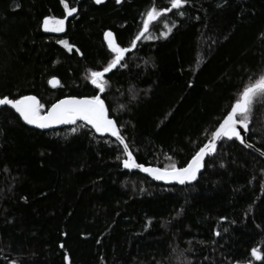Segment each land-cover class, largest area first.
I'll return each mask as SVG.
<instances>
[{
    "label": "trees",
    "instance_id": "trees-1",
    "mask_svg": "<svg viewBox=\"0 0 264 264\" xmlns=\"http://www.w3.org/2000/svg\"><path fill=\"white\" fill-rule=\"evenodd\" d=\"M65 2L72 17L60 0H0V98L34 95L46 112L101 95L144 166H187L264 75V0H187L171 11L170 0ZM152 8L162 13L145 34L154 38L137 41L99 93L89 77L113 58L104 34L131 48ZM46 17L65 19L64 31L45 32ZM82 125L40 132L0 109V264H264L251 256H264L259 154L221 140L195 184L169 187L124 170L122 147ZM247 143L264 154V102Z\"/></svg>",
    "mask_w": 264,
    "mask_h": 264
},
{
    "label": "snow or ice",
    "instance_id": "snow-or-ice-1",
    "mask_svg": "<svg viewBox=\"0 0 264 264\" xmlns=\"http://www.w3.org/2000/svg\"><path fill=\"white\" fill-rule=\"evenodd\" d=\"M60 2L63 4L66 17H72L77 12L76 7L70 6L65 0H60ZM94 2L99 5L104 0H94ZM116 3L120 4L121 0H116ZM185 3H187V0H170L171 7L166 11H171L172 9L179 10ZM161 14L156 8H152L146 13L147 18L143 22V29L131 41V48L121 47L116 44L110 31L104 34L113 58L101 71H92L89 77L91 84L99 93L103 94L108 87V80L105 79L107 73L112 72L118 66L126 67V64H122V62L125 60L126 53L136 48L137 41H140L142 37L147 39L154 38L151 36L146 37L145 34L149 31L150 22L156 20ZM179 15L183 16L184 13L181 11ZM64 25L65 19L46 17L43 20L42 26L45 32H62L64 31ZM168 32H171V28L168 29ZM168 32L163 33V35L166 37ZM59 42L71 51V46L67 41L61 40ZM48 82L53 86L59 83L55 79ZM260 102H264V75H260L254 82L249 83L243 88L238 99L231 106V110L212 132L210 141L199 148L187 163V166L177 167L176 164L172 163L168 167L161 169L145 167L143 164L136 162V159L129 150L128 144L125 143L121 136L116 121L110 118L109 108L101 95H93L90 98L81 99L76 97L61 99L53 103L46 112L44 111V105L34 95H25L18 99H10L7 96L0 98V105L10 106L26 124L34 125L39 129H47L54 125H75L77 121H81L84 127L91 126L97 133L109 134L123 145V152L126 158L122 163L125 169H138L152 176L155 180L175 181L181 185L196 180L197 174L204 167L205 157L215 154L218 141L227 139L229 141H239L241 144L245 143L241 130L244 132L248 131L253 107L256 103ZM75 131L76 129L73 128V132ZM223 166L221 164V167ZM216 235H219V233L217 232ZM251 256L257 261L264 259V256L261 255L260 250L257 248L251 250Z\"/></svg>",
    "mask_w": 264,
    "mask_h": 264
},
{
    "label": "water",
    "instance_id": "water-1",
    "mask_svg": "<svg viewBox=\"0 0 264 264\" xmlns=\"http://www.w3.org/2000/svg\"><path fill=\"white\" fill-rule=\"evenodd\" d=\"M114 39V38H113ZM105 41H106V43L108 44V42H107V40L105 39ZM114 42H115V40H114ZM52 79H55V80H57L58 81V79L57 78H52ZM52 79H50V80H52ZM59 82V81H58ZM48 85H49V87L50 88H52V89H54V88H56V87H58V85H59V83H57L55 86H53V85H51V84H49V82H48ZM65 98H69V97H65ZM65 98H62V99H65ZM76 98H78V99H81V98H79V97H76ZM82 98H87V97H82ZM38 99V98H37ZM39 100V99H38ZM61 100V99H60ZM59 101V100H58ZM57 101V102H58ZM56 103V102H55ZM51 107V106H50ZM49 107V108H50ZM3 108H8L9 110H11L20 120H21V122L26 126V127H28V128H30V129H33V130H36V131H40V132H50V131H53V130H59V129H62V128H64V127H66L67 125H54V126H52V127H50V128H47V129H39V128H36L34 125H28V124H26L23 120H22V118H20L19 117V114L18 113H16L15 112V110L14 109H12V108H10V106H3V105H0V109H3ZM48 110V109H47ZM110 116V115H109ZM111 118V117H110ZM112 119V118H111ZM78 122H81V121H78ZM82 124H83V122H81ZM90 130H92L93 131V133L96 135V136H98V137H101V138H103V137H108V138H111V139H113V140H115L121 147H122V149H123V145H121L120 144V142L115 138V137H113V136H111V135H109V134H100V133H97V132H95V130L94 129H92L91 128V126H87ZM118 127V126H117ZM242 131V136L244 137V139H245V143L244 144H241L243 147H245V148H247V149H250V150H252V151H254L255 153H257V154H259L263 159H264V154H262L261 152H259V151H257L253 146H250L248 143H247V133H248V131L247 132H244L243 130H241ZM221 141H218L217 142V146H216V148L218 147V145H219V143H220ZM239 142V141H238ZM213 155V154H212ZM212 155H208V156H206L205 157V163H206V160L209 158V157H211ZM205 165V164H204ZM145 167H152V166H145ZM152 168H157V167H152ZM123 169L124 170H126V171H128V172H138V173H140V174H142L143 176H145L146 178H148V179H150L152 182H155V183H158V184H161V185H164V186H179V187H182V186H185V185H187V186H190V185H193V184H195L196 182H197V180H198V178H199V176H200V174L203 172V170H204V167L200 170V172L197 174V178H196V180H194V181H191V182H186L184 185H181V184H179V183H177V182H175V181H163V180H155L152 176H150V175H148L147 173H144V172H141V171H139L138 169H133V170H128V169H125L124 167H123Z\"/></svg>",
    "mask_w": 264,
    "mask_h": 264
},
{
    "label": "rangeland",
    "instance_id": "rangeland-1",
    "mask_svg": "<svg viewBox=\"0 0 264 264\" xmlns=\"http://www.w3.org/2000/svg\"><path fill=\"white\" fill-rule=\"evenodd\" d=\"M48 33H59V32H48Z\"/></svg>",
    "mask_w": 264,
    "mask_h": 264
}]
</instances>
